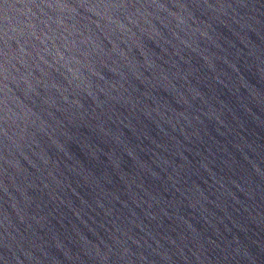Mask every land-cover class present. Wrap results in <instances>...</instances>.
I'll list each match as a JSON object with an SVG mask.
<instances>
[{"label": "water", "instance_id": "95a60500", "mask_svg": "<svg viewBox=\"0 0 264 264\" xmlns=\"http://www.w3.org/2000/svg\"><path fill=\"white\" fill-rule=\"evenodd\" d=\"M0 264H264V0H0Z\"/></svg>", "mask_w": 264, "mask_h": 264}]
</instances>
